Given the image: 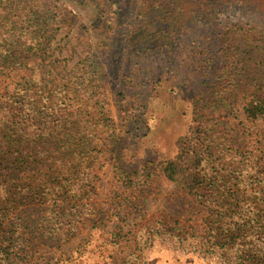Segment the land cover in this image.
Returning a JSON list of instances; mask_svg holds the SVG:
<instances>
[{"label": "trees", "instance_id": "16d2710c", "mask_svg": "<svg viewBox=\"0 0 264 264\" xmlns=\"http://www.w3.org/2000/svg\"><path fill=\"white\" fill-rule=\"evenodd\" d=\"M136 2L142 14H153L150 25L167 26L156 32L162 45L186 24L226 8L249 15L215 25L189 56L198 76L189 95V145L161 168L154 160L133 173L114 165L118 185L140 189L160 170L197 203L187 222L161 213L138 224L131 230L135 255L143 259L160 242L204 262L264 264L263 160L254 145L235 148L228 134V119H264V0ZM76 18L53 2L0 0V264H25L43 241L71 239L98 196L110 152L103 135L115 137L106 93L84 86L53 103L44 88L38 91L49 73L39 50L51 31L70 30ZM129 27L126 45L133 50L150 36ZM123 231L112 234L114 248ZM117 254L110 256L114 264Z\"/></svg>", "mask_w": 264, "mask_h": 264}, {"label": "rangeland", "instance_id": "374dc122", "mask_svg": "<svg viewBox=\"0 0 264 264\" xmlns=\"http://www.w3.org/2000/svg\"><path fill=\"white\" fill-rule=\"evenodd\" d=\"M41 1L53 2L66 14L73 12L77 22L70 30L51 31L47 46L39 50L49 73L38 83V91L44 88V94L55 103L67 95L75 96L84 86L102 87L115 137L110 140L103 135L110 148L104 156L107 165L98 183V196L91 200L79 231L68 241H43L33 257L24 259L25 264L55 260L59 264H114L110 257L114 251L118 264L125 260L129 264H215L160 242L146 250L143 259L137 257L131 230L161 213L187 222L197 214V203L160 170L140 189L118 185L114 165L133 173L154 160L161 168L180 146L189 145V124L194 118L189 95L198 79L189 70V56L196 55L201 37L215 25L249 14L226 8L207 21L186 24L173 34L170 45H162L156 32L160 28L167 31V26L150 25L153 14H142L136 0ZM127 24L130 29V24L140 29L141 36H150L133 50L126 45ZM101 72L106 77H100ZM228 122L232 145L237 149L254 145L264 167V119L252 123L241 117ZM121 230L126 238H119L122 245L114 248L112 234Z\"/></svg>", "mask_w": 264, "mask_h": 264}]
</instances>
